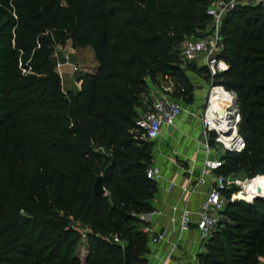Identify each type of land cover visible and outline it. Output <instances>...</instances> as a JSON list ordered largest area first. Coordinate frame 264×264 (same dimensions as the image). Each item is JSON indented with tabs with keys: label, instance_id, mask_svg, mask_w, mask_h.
Segmentation results:
<instances>
[{
	"label": "trees",
	"instance_id": "obj_1",
	"mask_svg": "<svg viewBox=\"0 0 264 264\" xmlns=\"http://www.w3.org/2000/svg\"><path fill=\"white\" fill-rule=\"evenodd\" d=\"M210 2L0 0V264H146L139 215L152 211L157 183L136 108L147 78L185 79L180 44L203 35ZM221 35L228 69L213 82L236 94L244 149L227 151L219 172L264 178L263 5L237 6ZM68 41L89 46L97 63L73 91L54 58ZM187 88L174 95L191 103ZM100 175L103 196L93 192ZM221 216L199 264H259L264 200L229 201Z\"/></svg>",
	"mask_w": 264,
	"mask_h": 264
},
{
	"label": "built area",
	"instance_id": "obj_2",
	"mask_svg": "<svg viewBox=\"0 0 264 264\" xmlns=\"http://www.w3.org/2000/svg\"><path fill=\"white\" fill-rule=\"evenodd\" d=\"M264 0H211L207 13L210 16V23L206 26L203 35L197 38L185 37L180 44L179 56L183 64H193L197 69H202L205 75L209 78L208 91L204 102L206 107L203 108L201 118V132L197 138L200 144V149L204 152L202 167L196 183L206 186L204 198L201 202L200 208L197 212V219L193 220L190 211L186 209L180 210L177 215L171 217V221L178 228L179 232L188 230L192 224H195L205 231V238L217 228L220 221L221 213L225 205L229 201H234V193L242 192V183L251 178H238L235 174L224 175L219 170L223 166V155L227 151L241 152L244 149V141L238 133L239 113L236 107V94L232 90L226 89L221 84H216L213 79L216 75L228 69L227 62L221 57L223 48V37L221 35V26L225 16L235 9L237 6H249L262 4ZM62 50L57 44L54 48V54ZM70 52L63 51V59L68 63ZM195 60L196 63H192ZM61 62L56 63L59 68ZM73 71L76 66H72ZM150 86V84H149ZM175 87L172 83L165 82L158 86L150 87L148 93L144 98H148V105L136 108L135 125L137 130L141 132L140 138L145 141H153L158 138L163 129L168 126H173L175 120L182 112V102L180 98L174 95ZM220 89L224 94H229L231 99L226 102L230 110L229 123L230 129L235 130L239 137L238 149L227 147L220 140L218 130L214 124L217 123L209 114V99L210 94ZM208 96V98H207ZM236 108H235V107ZM148 178L157 180L159 177V170L157 167L149 166L146 172ZM231 191L226 198V191ZM253 201V200H252ZM176 210V207H173ZM148 241L155 243L165 238L164 233H159L156 237L152 236V228L145 226L142 229ZM174 245H172L173 247ZM174 247L172 248V250Z\"/></svg>",
	"mask_w": 264,
	"mask_h": 264
},
{
	"label": "crops",
	"instance_id": "obj_3",
	"mask_svg": "<svg viewBox=\"0 0 264 264\" xmlns=\"http://www.w3.org/2000/svg\"><path fill=\"white\" fill-rule=\"evenodd\" d=\"M262 5L264 7V1ZM59 47L62 50L54 54V58L56 63H62L59 68L56 67L61 84L65 73L75 77V87L78 89L80 82H77V78L87 71H73L72 66L80 65L82 52L89 50L97 67L93 51L89 46L74 48L69 41L59 44ZM64 50L70 52L68 63L63 59ZM201 74L204 78L203 70ZM202 81L203 83L192 91V102L182 104V112L175 120L171 132H168L167 128L163 129L162 134L150 143L151 166L158 168L159 177L156 180L157 190L150 201L152 211L140 214L139 218L143 221L142 229L150 226L153 230L152 236L164 233L165 238L155 243L148 241L146 264H199L197 254L205 249L207 239L203 228L192 224L188 230L179 232L171 221V217L182 209L190 211L193 220H196L206 191V186L196 183L204 158V152L197 140L202 128V97L209 84V80ZM62 89L66 90L63 84ZM173 207H176V210Z\"/></svg>",
	"mask_w": 264,
	"mask_h": 264
},
{
	"label": "rangeland",
	"instance_id": "obj_4",
	"mask_svg": "<svg viewBox=\"0 0 264 264\" xmlns=\"http://www.w3.org/2000/svg\"><path fill=\"white\" fill-rule=\"evenodd\" d=\"M199 34L200 33H197L196 31H192V32H190L187 35V37L188 38H197V36ZM80 57H81V59H80L81 60V64L80 65L78 64V66H76L77 67L76 70H85L87 72H93V71H95L96 66H95V63L93 62L92 54H91V52L89 50H84L82 52V55ZM192 63H196V61L193 60ZM185 66L186 65L182 63V67L181 68L184 70L185 79H179V78H176V77L175 78H170V77L163 78V77H161L159 75H156L152 79L147 78V82L150 84L149 89H150V87L158 86L159 84H163L165 82H169L170 81V83H172V85L175 87L174 89L176 90V93L177 94H180V93H182V91H187V89H188L187 87L188 86H190L192 88V91L194 92V89L195 88H198V85H201L203 83V81H202L203 79L206 82L208 81V79L201 77V75H202L201 72L195 71V70H191V69H187V68H185ZM63 72H64V70H63ZM75 80H76L75 77H70V76H68V75H66L64 73L63 79H62L63 87L66 90H72V91L73 90H76L75 85L77 86V84H76V81ZM207 88H208V86H206V91H205V93H204V95L202 97L203 98V101H204V99L206 97ZM175 96L178 97V98H181L178 95H175ZM181 101H182V104L183 105H185L187 103L184 98H181ZM148 102H149V99L148 98L147 99L144 98L140 104L147 106L148 105ZM202 107L203 108L206 107V103L205 102H204V104H203ZM148 142L151 143L152 141H148ZM235 175L238 178H240V179L245 178V174L243 172L237 173ZM227 197H228V195L226 194V198ZM234 199H236L234 201H237V200L246 201L240 195L237 196V194H235V193H234ZM247 202H250V201H247ZM220 219L222 220V219H226V218H225V216H221ZM85 247H86L85 246V241H84V238H83L80 241L79 245H78L79 255H80V258L81 259H83V256L85 254ZM259 264H264V257H261L259 259Z\"/></svg>",
	"mask_w": 264,
	"mask_h": 264
},
{
	"label": "bare ground",
	"instance_id": "obj_5",
	"mask_svg": "<svg viewBox=\"0 0 264 264\" xmlns=\"http://www.w3.org/2000/svg\"><path fill=\"white\" fill-rule=\"evenodd\" d=\"M230 99V95L224 94L220 89L213 91L209 99V114L217 122L214 126L218 130L223 144L227 147L238 149L240 144L239 137L235 130L230 129L229 123L230 110L226 102L230 101ZM242 185L243 191L236 192L237 196L240 195L246 201H251L257 196L264 198V179L260 176L252 177V179L243 182Z\"/></svg>",
	"mask_w": 264,
	"mask_h": 264
},
{
	"label": "water",
	"instance_id": "obj_6",
	"mask_svg": "<svg viewBox=\"0 0 264 264\" xmlns=\"http://www.w3.org/2000/svg\"><path fill=\"white\" fill-rule=\"evenodd\" d=\"M171 130H172V126H168L167 131L171 132ZM259 191H261V190L259 189ZM93 192H94V194H96L98 196H103L106 194V190H105L103 183H102V176L101 175L93 183ZM257 198L264 200V198L259 197V196L255 197L253 200H255Z\"/></svg>",
	"mask_w": 264,
	"mask_h": 264
}]
</instances>
